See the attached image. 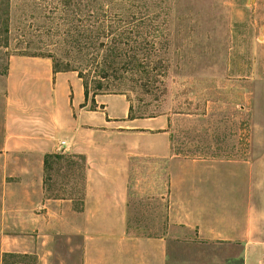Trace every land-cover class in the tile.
Instances as JSON below:
<instances>
[{"label": "rangeland", "instance_id": "obj_1", "mask_svg": "<svg viewBox=\"0 0 264 264\" xmlns=\"http://www.w3.org/2000/svg\"><path fill=\"white\" fill-rule=\"evenodd\" d=\"M145 1L160 42L149 60L160 75L146 89L134 74L119 93L84 102L81 80L67 71V134L49 139L63 157L38 174L34 160L18 159L30 167L17 194L3 184L12 182L10 165L18 160H8L7 173L0 170V207L29 196L39 216L33 229L0 222V264H81L83 226H67V206L46 199L74 196L79 208L86 160L71 150L85 142L105 147L112 138L130 139L137 153L128 162L127 233L143 239L167 232L168 264H244L248 242L264 247V0ZM7 9L0 146L8 117L14 128L34 125L52 108L28 76L42 67L33 58L67 67V0H0V19ZM124 100L139 127H128V112L111 123L102 119V102L120 115ZM63 140L64 151L57 149ZM195 201L206 207L214 239H199L198 226L179 221L192 215ZM224 227L230 234H219ZM252 259L264 264V252Z\"/></svg>", "mask_w": 264, "mask_h": 264}, {"label": "crops", "instance_id": "obj_2", "mask_svg": "<svg viewBox=\"0 0 264 264\" xmlns=\"http://www.w3.org/2000/svg\"><path fill=\"white\" fill-rule=\"evenodd\" d=\"M33 61L39 63L42 67H40L39 73L28 76L32 77L30 80H32L31 83H34L33 86L38 88L39 92H43V100L48 98L46 101L52 105V108L42 118L40 113L39 118L41 119L34 125H21V127L14 128L10 124L9 117L7 118L5 124L6 137H4L0 146V162H3L0 163V170H3L4 173L9 171L8 160H18L21 157L22 160H34L37 174L41 173L44 168V155L55 151V143L49 141L50 137H55L61 131L67 134L68 72L53 73L51 62L48 59L35 57ZM34 77L36 79H33ZM7 80H12L10 74ZM78 80L80 79L78 78ZM118 96L124 99L122 95ZM95 97L107 98L110 96L101 94ZM102 103L105 105L100 113L103 115L102 119L105 123L114 122L111 118H123L127 115L126 101L124 110L120 115L109 110L105 101ZM57 105L60 107H57ZM62 114L65 116L63 117ZM136 121L137 119L128 120V127H139ZM151 121L147 123L151 125ZM63 141L65 142L64 145H61L59 141L60 146L57 149L60 150L65 147L64 151L67 150V140ZM123 141L125 142H121L119 138L108 139L104 143L105 147H100L99 143L95 142L91 144L92 147L86 142L74 145L71 153L83 155L86 160V178L83 196L80 199L81 204L79 208L73 207V202L78 200L74 196H69L67 199L48 198L46 201L55 204L63 203L67 206V226H83L84 231L81 232V264H168L167 232L143 239L131 237L127 233L129 208L128 162L129 158L137 153L133 147L134 143L130 139ZM162 145L163 147L160 149H163L166 153L167 143L165 142ZM21 151L29 153H22ZM145 151L141 153H147ZM165 153L158 154V156L164 157ZM29 167L19 163V160L16 164L10 165L13 180L8 184L4 182V192L9 189L13 191V194H17L18 191H21L20 187L24 183L23 178H28L24 171L27 172ZM20 178L22 179L20 180ZM26 193L29 194V191ZM28 197L24 198L23 201H2L0 222L6 225L8 219H12V222L14 221L16 224L23 222L30 224L32 229L34 224L38 227L39 216L34 214L33 211L35 204L32 200L34 199ZM195 202L192 207V215L187 216V218L183 217L179 221L186 225L198 226L199 239H214L213 237L217 235V229L210 230L207 227L210 222L206 207L197 201ZM209 217H211V214ZM223 218L225 219V217ZM230 232V228L227 230L224 227L219 234L226 236ZM244 250V264H250L249 261L254 264L253 256L264 252V247L248 242Z\"/></svg>", "mask_w": 264, "mask_h": 264}, {"label": "trees", "instance_id": "obj_3", "mask_svg": "<svg viewBox=\"0 0 264 264\" xmlns=\"http://www.w3.org/2000/svg\"><path fill=\"white\" fill-rule=\"evenodd\" d=\"M1 1L8 5V0ZM149 10L145 0H67V67L52 62L53 72H76L81 80L84 102L89 97L94 101L98 94L119 93L128 79L134 82L131 78L134 74H138L135 83L147 89L151 77L160 75L149 60L152 51H160L157 30L151 27L156 18L153 20L150 13L155 12ZM1 16L0 42L6 44L8 9ZM132 109L130 104L129 119L136 118ZM61 157V152L45 154L44 167L51 159ZM74 157L85 159L79 154Z\"/></svg>", "mask_w": 264, "mask_h": 264}, {"label": "built area", "instance_id": "obj_4", "mask_svg": "<svg viewBox=\"0 0 264 264\" xmlns=\"http://www.w3.org/2000/svg\"><path fill=\"white\" fill-rule=\"evenodd\" d=\"M64 143H65L64 141H61V145H64Z\"/></svg>", "mask_w": 264, "mask_h": 264}]
</instances>
